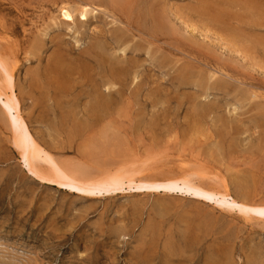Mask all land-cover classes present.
I'll use <instances>...</instances> for the list:
<instances>
[{
	"label": "rangeland",
	"instance_id": "374dc122",
	"mask_svg": "<svg viewBox=\"0 0 264 264\" xmlns=\"http://www.w3.org/2000/svg\"><path fill=\"white\" fill-rule=\"evenodd\" d=\"M0 55L58 163L197 172L264 205V0H0ZM12 132L0 108V264H264V220L180 193L41 184Z\"/></svg>",
	"mask_w": 264,
	"mask_h": 264
},
{
	"label": "bare ground",
	"instance_id": "6f19581e",
	"mask_svg": "<svg viewBox=\"0 0 264 264\" xmlns=\"http://www.w3.org/2000/svg\"><path fill=\"white\" fill-rule=\"evenodd\" d=\"M85 11L82 13L83 19L86 18L87 11L86 13ZM70 13L65 12L64 20L73 21V16ZM191 27L195 31L194 26ZM0 108L13 131L12 144L21 154L26 172L41 184L55 186L90 199L110 197L125 191L139 194L164 193L174 195L180 193L208 204L215 203L223 210L234 209L245 217H256L264 220V205H251L233 198L227 191L211 190L196 181L195 178L199 175L197 172L159 182L140 178L143 170L136 169L132 165H119L117 169L109 168L101 174L92 175L75 169L72 170V168L69 169L58 163L33 137L21 113V103L15 91L13 68L1 55Z\"/></svg>",
	"mask_w": 264,
	"mask_h": 264
}]
</instances>
